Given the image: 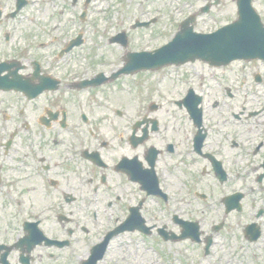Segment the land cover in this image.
I'll use <instances>...</instances> for the list:
<instances>
[{
    "label": "flooded vegetation",
    "instance_id": "flooded-vegetation-1",
    "mask_svg": "<svg viewBox=\"0 0 264 264\" xmlns=\"http://www.w3.org/2000/svg\"><path fill=\"white\" fill-rule=\"evenodd\" d=\"M16 17L0 12V83L23 79L35 91L0 88V264H163L195 250L210 257L217 233L192 240L197 210H207L214 196L207 177L218 183L223 212L229 197L243 195L244 204L243 191L222 188L243 181L242 130L229 142L217 140L221 129L207 125L204 110L198 124L180 100L164 108L162 93L118 109L102 91L112 82L80 90L81 82L113 73L108 66L92 71L35 58L36 48L50 46L59 58L79 33L39 44L28 37L17 49ZM43 81L56 89L33 97ZM193 96L179 99L190 105ZM231 115L242 121V111ZM180 244L188 248L180 251Z\"/></svg>",
    "mask_w": 264,
    "mask_h": 264
},
{
    "label": "rangeland",
    "instance_id": "rangeland-1",
    "mask_svg": "<svg viewBox=\"0 0 264 264\" xmlns=\"http://www.w3.org/2000/svg\"><path fill=\"white\" fill-rule=\"evenodd\" d=\"M74 1L32 0L35 3L23 8L13 22L17 29L13 39L17 49L24 47L28 37L34 41L47 42L52 34L67 33L68 39H71L76 36V30L82 29L84 31L83 45L64 58L58 59L57 62L81 64L84 67L92 65L94 67L92 71L104 69V66H108L109 70L117 71L125 64L124 59L127 53L153 51L167 44L179 30L181 22L207 4L204 0H90L86 5L84 4L87 0H76V3ZM253 6L264 22V0H254ZM0 8L6 12H12L15 2L0 0ZM84 9L87 10V15L84 20H81ZM210 12H212L211 16L206 14L198 19L196 31L213 32L237 19L236 4L232 0H222L221 4L212 7ZM155 17L158 21L151 24L149 28L133 29L137 21L148 22V19ZM124 31L128 40L127 49L111 40ZM57 51L56 46L36 48L35 58H43L45 64H49V61L55 62ZM163 70L162 75L139 72L131 77L122 76L114 84L104 88L105 92L110 93L117 108L135 109L143 95L155 93L151 85L157 84L159 85L157 93H163L169 99L166 104L163 101L164 108L175 109L170 102L173 103L190 86L197 93L206 96V123L209 126H215L217 130L221 129L220 133L216 132V136L223 138L217 140L229 142L233 138L232 131L242 130V136L239 138L248 145L243 146L244 151L239 156V167L244 172L243 181L230 180L222 188L228 193L236 190L244 192V212L230 213L226 216L220 204L218 183L213 177H207L206 183L211 186L214 196L208 200L207 210L198 208L196 222L200 224L205 234H212L214 224L225 222L226 228H223L219 235L217 234L218 244L213 248L215 255L222 258L221 263L264 264V241L259 244L249 243L242 235L243 228L248 224L253 222L264 224V215L261 218H255L257 209H251L254 203L257 208L264 207V179L258 183L256 178L262 173L261 169L256 171V165L264 155V146L259 156L250 154L256 146V141L262 138L259 129L262 130L264 127L258 120H264V116L259 119H244L239 123L230 116L232 106L235 113L241 110L245 113L264 110V85L256 84L254 79L255 74H264V67L258 61L235 62L222 69L228 72L220 82L218 80L221 78L220 70L200 61L187 63L181 68L168 67ZM162 76L166 78L161 79ZM224 88L230 89L234 99L228 97L227 89ZM217 140L213 138L210 143L215 145ZM175 247L182 251L186 250L188 245L180 244ZM196 258L197 264H208L206 261V263L201 261L197 250L191 253V264ZM207 259L214 260L212 255ZM188 260L189 258L184 259L180 254L174 255L173 259L164 261L163 264H187Z\"/></svg>",
    "mask_w": 264,
    "mask_h": 264
},
{
    "label": "water",
    "instance_id": "water-1",
    "mask_svg": "<svg viewBox=\"0 0 264 264\" xmlns=\"http://www.w3.org/2000/svg\"><path fill=\"white\" fill-rule=\"evenodd\" d=\"M239 1L240 19L234 25L212 36H199L193 34L187 23L168 47L155 54L130 55L121 73L185 64L197 59L216 66L237 59L264 60V27L250 9L251 0Z\"/></svg>",
    "mask_w": 264,
    "mask_h": 264
}]
</instances>
